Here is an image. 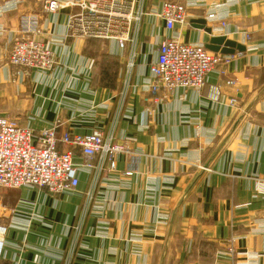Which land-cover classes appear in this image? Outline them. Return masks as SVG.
<instances>
[{
  "label": "crops",
  "instance_id": "crops-1",
  "mask_svg": "<svg viewBox=\"0 0 264 264\" xmlns=\"http://www.w3.org/2000/svg\"><path fill=\"white\" fill-rule=\"evenodd\" d=\"M16 1L0 0V117L36 134L98 130L126 153L97 178L80 168L75 191L0 188V264H264V0H205L172 33L154 15L165 1L193 0H143L134 48L122 49L67 36L69 9L47 14L40 0ZM211 9L224 28L205 19ZM22 15L39 19L51 71L22 75L8 64ZM166 36L204 47L225 37L243 51L201 90H163L146 102ZM108 60L113 89L100 84Z\"/></svg>",
  "mask_w": 264,
  "mask_h": 264
},
{
  "label": "built area",
  "instance_id": "built-area-1",
  "mask_svg": "<svg viewBox=\"0 0 264 264\" xmlns=\"http://www.w3.org/2000/svg\"><path fill=\"white\" fill-rule=\"evenodd\" d=\"M40 2L47 14L66 9L71 11L66 22L67 36L113 41L121 49L128 42L134 48L135 36L144 15L143 0ZM203 2L205 0L184 4L165 1L154 16L163 22L167 33H172L176 26L186 23L187 8ZM205 19L218 22L222 28L226 26L225 17L216 13L215 9L209 10ZM19 21V31L10 42L8 64L22 75L31 70L51 71L55 64V54L49 44L38 39L41 34L39 19L22 15ZM132 33L135 36L131 38ZM231 61V55L213 53L202 44H185L172 36H166L158 44L155 61L150 65L149 71L154 81L145 88L144 101L155 100L163 90H201L211 73L223 75ZM233 84V81H227V85ZM230 105H236L235 98L230 99ZM56 128L55 125L36 134L14 119L3 115L0 117L1 189L32 186L45 189L52 195L75 191L79 186L80 168L93 171L97 178L104 166L108 172L115 171L117 155L126 153L122 145L112 143L111 135L105 137L98 130L86 134L70 131L57 134ZM76 151H79L82 158L81 164L74 161ZM130 173L128 171L125 175L130 176ZM5 231L6 227L0 225V257Z\"/></svg>",
  "mask_w": 264,
  "mask_h": 264
},
{
  "label": "water",
  "instance_id": "water-1",
  "mask_svg": "<svg viewBox=\"0 0 264 264\" xmlns=\"http://www.w3.org/2000/svg\"><path fill=\"white\" fill-rule=\"evenodd\" d=\"M208 51L213 53H220L223 55H233L234 51H243L242 47H239L235 43L228 41L225 37H216L211 39L210 44L205 47Z\"/></svg>",
  "mask_w": 264,
  "mask_h": 264
},
{
  "label": "trees",
  "instance_id": "trees-1",
  "mask_svg": "<svg viewBox=\"0 0 264 264\" xmlns=\"http://www.w3.org/2000/svg\"><path fill=\"white\" fill-rule=\"evenodd\" d=\"M105 60V58H102ZM116 62L108 60L102 63L101 75H100V84L113 89L115 88V79H116Z\"/></svg>",
  "mask_w": 264,
  "mask_h": 264
},
{
  "label": "rangeland",
  "instance_id": "rangeland-1",
  "mask_svg": "<svg viewBox=\"0 0 264 264\" xmlns=\"http://www.w3.org/2000/svg\"><path fill=\"white\" fill-rule=\"evenodd\" d=\"M62 131H66V130H62ZM62 131H61V132H62ZM61 132H60V133H61ZM71 133H72V132H71ZM74 134H75V133H74ZM84 134H86V133H84ZM109 173H111V172H109ZM131 174H132V173H130V175H131ZM25 187H32V186H25ZM57 195H59V194H57ZM80 231H81V227H77V228H76V233H79Z\"/></svg>",
  "mask_w": 264,
  "mask_h": 264
}]
</instances>
